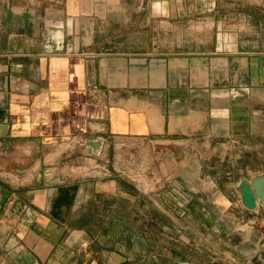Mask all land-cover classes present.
I'll use <instances>...</instances> for the list:
<instances>
[{
	"label": "crops",
	"instance_id": "crops-1",
	"mask_svg": "<svg viewBox=\"0 0 264 264\" xmlns=\"http://www.w3.org/2000/svg\"><path fill=\"white\" fill-rule=\"evenodd\" d=\"M250 11L198 29L158 0H0V264H264V203L235 190L264 175Z\"/></svg>",
	"mask_w": 264,
	"mask_h": 264
},
{
	"label": "rangeland",
	"instance_id": "rangeland-1",
	"mask_svg": "<svg viewBox=\"0 0 264 264\" xmlns=\"http://www.w3.org/2000/svg\"><path fill=\"white\" fill-rule=\"evenodd\" d=\"M138 2L139 0H128ZM159 3H165V6H174L175 7V22L177 25H189L192 28H203L206 29L213 21L223 18V22H229L230 19L236 17L237 14H248L250 13V9L255 7L256 9L261 8L264 9V0H158ZM215 6V7H214ZM163 7V6H162ZM161 7V8H162ZM159 21L161 22H169L166 18V13L162 16V9H159ZM165 12V11H164ZM235 15V16H234ZM171 14L169 13V18ZM179 27L176 26V29ZM133 153V152H131ZM229 154V152H228ZM226 154L225 159L223 160L224 168L221 170L217 169L218 174L222 177H226L222 172H227L232 164V159L229 155ZM242 160V159H241ZM254 165L260 163L259 160H253ZM95 166L93 162H88L86 166ZM217 165L215 161H211V167ZM241 166H246L244 160L240 163ZM95 168V167H94ZM94 174H101L103 171H98V169H93ZM146 174V173H145ZM144 174V175H145ZM142 175V181L145 182V177ZM124 178L129 181H135L136 179H141L140 172L136 169V166L130 165L128 170L124 173ZM240 175H227L229 179L237 180ZM231 177V178H230ZM144 179V180H143ZM231 180V181H232ZM225 181V180H224ZM228 180L226 183L228 184ZM231 196V195H230ZM231 198L233 200L236 199L235 195L232 194Z\"/></svg>",
	"mask_w": 264,
	"mask_h": 264
},
{
	"label": "water",
	"instance_id": "water-1",
	"mask_svg": "<svg viewBox=\"0 0 264 264\" xmlns=\"http://www.w3.org/2000/svg\"><path fill=\"white\" fill-rule=\"evenodd\" d=\"M235 190L244 208L251 211L256 209L258 203H264V175L256 176L250 181L241 179Z\"/></svg>",
	"mask_w": 264,
	"mask_h": 264
}]
</instances>
